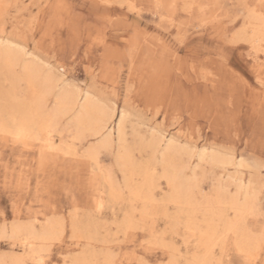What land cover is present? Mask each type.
<instances>
[{"label":"rangeland","instance_id":"1","mask_svg":"<svg viewBox=\"0 0 264 264\" xmlns=\"http://www.w3.org/2000/svg\"><path fill=\"white\" fill-rule=\"evenodd\" d=\"M260 18L264 0H1L0 42L16 48L19 62L35 57L60 84L89 91L114 107L115 116L109 144H101L107 129L92 136L77 132L73 113L62 117L53 151L34 135L19 140L0 129V264L25 257V237L53 264H187L203 255L199 230L186 226L187 216L168 197L159 154L142 143L149 134L162 136V146L172 140L180 148L169 168L185 166L192 179L199 229L203 221L218 225L205 264H214L225 242L239 264H264V44L251 39ZM0 66V108L29 104L20 65L8 67L12 72ZM47 101L51 107L54 98ZM120 118L131 155L126 168L116 158ZM93 147L94 158L85 155ZM145 167L153 183L144 178ZM141 186L148 199L133 196L130 189ZM222 195L254 204L246 224L253 238L262 236L258 245L250 241L241 250L233 232H224L215 211L228 205L211 206ZM15 226L21 234H10ZM43 229L48 240L32 237Z\"/></svg>","mask_w":264,"mask_h":264},{"label":"bare ground","instance_id":"2","mask_svg":"<svg viewBox=\"0 0 264 264\" xmlns=\"http://www.w3.org/2000/svg\"><path fill=\"white\" fill-rule=\"evenodd\" d=\"M253 24H255V25H252L253 27H252V36H251V39H253L254 42L255 41H258L259 42L258 43V46L259 45H262V44H264V18H260V20H258V22L253 23ZM18 53L19 52L16 51V48L11 43H7L6 42L5 44H3L2 42H0V62H3L4 66L7 67V68L4 67V70L5 69H9L10 70V68H8V67H12L13 68V66H15V65H17V66L20 65V67H18V68H21V72L20 73L22 75V80L24 79L26 81L27 86H28L25 89L28 88V92H29L28 95H30V97L33 100L31 102H28L29 104H27L26 101H24L25 102L24 104H23V102L22 103L19 102L18 104L12 106L11 109H9L10 108V106H9V108L7 109L8 111L6 110L5 107H1L0 108V118H2V119L0 121V129L4 130L5 132L7 131V132L11 133V135L12 134L15 135V137L18 138L19 140L20 139L21 140L22 139H25L26 140V138L32 137L34 135L36 138H40V140H42L41 145H42V147H44L43 148L44 150L53 151L54 148H55L54 147V139H53V131L55 130L56 125H58V121H60L59 119H61L64 116H67L68 114L71 115L73 113L72 123L75 126V129L76 130H79L77 132L84 131V130L91 131L92 132L91 133L92 136L93 135L95 136V135L101 134L104 129H107V132H106L105 137L103 138V141L101 142V144H107V143L109 144V142L113 138V131H112L113 128L112 127L109 128V126L111 125V122H112V120L114 119V116H115V109H114V107L113 108H110L109 107V104H108L107 107H109V109H107L105 107L106 105L104 106L105 103L101 104L102 103L101 101L98 102L97 101L98 98L95 99L94 98L95 96H93L92 93H90L89 91H85V92L81 93V91L77 87H74V86L70 87L68 84H65V83L64 84L63 83L60 84L59 83V80L54 76V74L51 71H48V72H45L44 71L43 66L41 65V63L35 57H30V58H25V59H22L21 58V61L19 62V60H20L19 58L20 57H18V55H19ZM11 72H9V73H11ZM6 78H7V81L10 79L9 77H6ZM15 78H17V77H15ZM18 79H20V78L18 77ZM0 80H2V79H0ZM2 81H4V80H2ZM7 81L5 80V82H7ZM14 83L17 84L16 82H14ZM14 83H13V85H14ZM19 84H21V83H19ZM10 87L11 86L9 85V89L11 90ZM20 87L18 85V90H19ZM15 90H13V91H15ZM10 92H12V90ZM15 92H17V91H15ZM25 92L27 93V91H25ZM2 93H4V92L2 91ZM10 94H13V92L10 93ZM10 96L11 95H9V97ZM12 96L15 97L14 94ZM51 96H52V98H54V102H53V105L51 107H48L47 102L49 100L47 101V99L51 98ZM1 98H2V95H1ZM5 99H7V98L5 97ZM4 102L6 104V100ZM113 104L114 103H112V105L110 104V106L111 107L114 106ZM3 112L4 113L8 112V115H9L8 118H4L5 116H4V113ZM121 112H123V110ZM120 115H121V117L123 116V114H120ZM2 116H4V117H2ZM124 126L125 125H123L122 118H120V120L118 121V124H117V128H116V131H117V134L116 135H117L118 142H119L117 144H119L118 147H119L120 150L118 151L119 153H117L118 155H117L116 158L123 165V168L124 167L126 168L127 164L130 161V158H131L130 156L131 155L129 154L128 149H126L124 147V141L127 142V140H125L126 139V137H125L126 134L124 136V130H125V127ZM86 131H85V133H86ZM149 135H151V136H149V138H144L145 136L142 137V143L144 145H146V146L152 147L150 149H152V150L154 149V153L155 154H157V153L159 154L160 160H161L162 165H163V171H164V174L163 175H164V177L167 178L168 183H169L170 188H171L170 189V195L168 197L171 200L175 201L176 202V205H178L177 206L178 207V213H180V214L182 213V214H185L187 216V220H186V223L187 224H186V226L190 230H192V231L199 230V233H200L199 234V241H198L199 243L198 244H199V246H201L203 248L204 254L203 255H201V254L200 255H197V254L192 255L193 256L192 259L189 262H187V264H205L208 261L209 256L213 253V246L216 245L215 244V241H216V239H218L217 238V231H218V228L217 227H218V225H217L216 222H215L216 224L215 223H211V220L209 219L210 220V223H208L206 225V222L203 221L205 223V226L206 227L204 229H199L200 227L197 225V221H194L193 220L195 218L196 214H197V211L198 210L196 208L198 206L193 201V198L194 197H193V192H192V186H193V184L191 183V180L192 179L191 180H189L190 178L187 179V177L185 175L186 173L184 172V167L185 166L177 165V168L175 170H172V171L169 168V167H171L170 166L171 164H174L175 165V163H173V159L176 158V157L174 158V155L175 154H179L177 152L180 150V148H178V146L176 145V143H174V141H172V140H169V141L165 142V145L162 146V142H163V137L162 136H158V135H155V134H149ZM78 136H79V134H78ZM88 136H89V134H88ZM83 138H85V137H82V139ZM79 139L80 138H78V140ZM82 139H80V141H82ZM19 140H16V141H19ZM125 144H127V143H125ZM95 152H96V148L93 147V148H90L89 150H87V152H86L85 155H87L89 157H92V156H94ZM202 155H203V153H202ZM155 156H154V158H155ZM218 156H217V158H218ZM92 158H94V157H92ZM217 158L213 157L211 159H213V161H217ZM175 160H177V159H175ZM155 161H158V160H155ZM177 161H179V160H177ZM119 169H120V166H119ZM121 169H122V166H121ZM142 174L144 175V178L146 180L150 181V183H153L154 182V177L149 172V169L147 167H145L142 170ZM126 175H127V173H126ZM125 177H123V178H125ZM112 179H113V177H112ZM92 181H93V179H92ZM109 181H111V180H109ZM232 181L234 182L236 180L232 179ZM124 182H125V180H124ZM131 183H132V181H131ZM129 184H130V182H129ZM222 186H224V185H222ZM133 187H136V186H133ZM108 188H109V186H108ZM221 188H226V187H221ZM241 188H240V190H242ZM132 189L133 188H131L130 190L132 191V194L135 197H141V198L144 197V200H145V198L148 199V197L151 196V195H147L148 193L146 194V191L144 190L143 186H141V188H134L133 190ZM227 189H228V187H227ZM218 190H221V189L219 188ZM248 191H249V189H248ZM112 192H113V189H112ZM149 192H150V190H149ZM144 193H145V195H144ZM237 193L238 192H236V194ZM251 193H254V191H252ZM105 194H106V192H105ZM141 194H143V196ZM215 194H217V191H216ZM227 194H228V192H227ZM244 194L247 195V193H244ZM244 194H242V195H244ZM231 195H233V193ZM239 195H237V196H239ZM114 197H116V196H114ZM225 197H227V196H223L222 195L218 199H217V197H216L215 200L211 199V200H213L211 202V206H213L212 204H214V205L216 204V205L219 206L220 203L224 202L225 204L228 205V208H230L231 210H233L232 216H229L228 215V212H227L228 208L227 209L225 208L226 210L222 209L223 206L221 207V209H220V207H218L219 210L215 211L216 212V215L219 217L218 221L221 220V222H222L224 232L226 234H228V235H229V233L233 232V234L236 237L237 246L241 250H243L250 241H254L253 244L254 243L255 244L259 243V241L262 238V236H259L260 239L253 238L250 235V233L247 232L248 231V228H247V224H246V215L251 212V208L254 206V204H252L253 206H251L250 205V202H249L250 200L249 201H246V200H243L242 199L243 201H240L236 197H232L230 199H228V198L226 199ZM108 198H111V197H109V195H108ZM252 199L255 200L256 199V195H255L254 198L252 196ZM206 200H207V198H206ZM256 202H257V200H256ZM98 204H100V203H98ZM255 208H256V206L254 207V209ZM216 209H217V207H216ZM205 210L207 211V209H205ZM209 214H211V213H209ZM203 216H204V214H203ZM205 217H207V216H205ZM208 217H209V215H208ZM197 218H198V216H197ZM221 222H220V224H221ZM73 223H75V222L73 221ZM47 224H46V226H47ZM130 224H131V221H130ZM20 225H22V224L20 223ZM60 225H63V224L61 223V224H59V226ZM3 226H0V227H3ZM16 226H15V228L11 229L12 230V233H10V234H15V235L18 234L19 235V233H20L19 230L22 227L19 229ZM77 226H78V224H77ZM23 228H25V227H23ZM23 230H25V229H23ZM80 230H81V228H80ZM2 231H1V233L4 232V231L3 232ZM28 231H27V233L25 232V234L28 235ZM30 231H33V230L30 229ZM35 231H33V232H35ZM75 231H77V230L75 229L74 232ZM6 232H8V231H6ZM47 233H50V232L49 231L47 232V229H43V231L40 232V233H38V234L37 233H34L32 235V237L34 239H36V238L42 239V238L46 237L45 235ZM54 234H56V232ZM223 235H225V234L223 233ZM5 236H6V233H5ZM220 236H222V233H221ZM220 236H219V239H221ZM238 236H240V238H238ZM224 237H226V236H224ZM48 238H50V236ZM31 240H28L27 237H25L24 239H22V242H21L22 243V253H24V256L25 257H14L13 256L15 258L13 264H27V261H26L27 258L32 263L41 264L42 258H41V256H37L36 249L33 246V239L31 238ZM44 240H48V239H44ZM263 240H264V238H263ZM34 242H36V241H34ZM257 248H259V247H257ZM48 255H50V254H48Z\"/></svg>","mask_w":264,"mask_h":264},{"label":"snow or ice","instance_id":"3","mask_svg":"<svg viewBox=\"0 0 264 264\" xmlns=\"http://www.w3.org/2000/svg\"><path fill=\"white\" fill-rule=\"evenodd\" d=\"M261 214L264 216V203L261 205ZM264 235V231H262ZM227 238H225L226 240ZM145 244H148V241H145ZM218 259L214 261V264H239L238 261L234 260L229 253L227 242L223 246H218L216 249ZM41 264H53V259L49 258L46 261H41ZM143 264H148L147 261H144Z\"/></svg>","mask_w":264,"mask_h":264}]
</instances>
